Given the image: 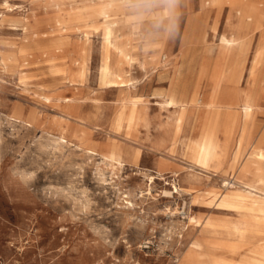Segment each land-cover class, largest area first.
<instances>
[{"label":"rangeland","instance_id":"rangeland-1","mask_svg":"<svg viewBox=\"0 0 264 264\" xmlns=\"http://www.w3.org/2000/svg\"><path fill=\"white\" fill-rule=\"evenodd\" d=\"M107 1L0 0V264H247L264 223L210 204L206 191L226 192L224 181L264 191L253 159L264 130V0H111L105 16ZM112 21L135 61L114 50L112 67L130 85L103 88L101 29ZM185 83L198 103L217 104L210 125V108L157 104L181 98ZM243 90L254 104L233 157ZM125 100L147 106L131 130L117 129ZM208 126L217 155L196 165L185 148ZM53 135L71 145L53 151ZM85 149H113L126 165L111 174L97 157L83 162ZM98 168L113 186L98 184ZM153 172L165 180L146 194ZM172 182L183 191L162 196Z\"/></svg>","mask_w":264,"mask_h":264},{"label":"bare ground","instance_id":"bare-ground-1","mask_svg":"<svg viewBox=\"0 0 264 264\" xmlns=\"http://www.w3.org/2000/svg\"><path fill=\"white\" fill-rule=\"evenodd\" d=\"M213 1H217V0H213ZM111 5H112L111 0L107 1L106 4L104 5L103 7L104 9L102 11L105 16H107V13H108L107 9L110 8ZM5 6L9 7L11 5L5 2ZM171 7H173V4L171 2L168 5H166V7L164 6V9H165L164 13L168 14ZM238 13L240 14V12ZM119 31H120L119 26L117 25V23L113 21L110 23H105L101 29L102 60L100 62V66L98 70V81H99V84L103 88L125 87L127 85H130L131 80L130 79L124 80L119 74V72L114 70L111 64L110 56L114 50H116L119 55L121 56L123 55L124 59H126V62H128L129 64L135 61L133 56L123 54L121 44L117 40V36H120ZM86 33H85L86 36L84 39L85 43L90 41L89 34H86ZM226 44L227 46L230 47L232 51L238 49L241 46L240 40H232L230 42H226ZM161 57L162 55H160V58ZM83 63H84V66L82 70L79 72V76L81 80H83V78L85 77L86 68H87L86 61ZM186 63L188 64V70H191L192 61H188V62L186 61ZM204 63L207 64L206 62ZM145 65L146 64L144 62L139 61V66L144 70H145ZM229 72H230V68L226 70L225 80H227ZM187 91H188V83H185L184 86L182 87L181 98L176 99L175 95H172V96L170 95L171 96L170 98L162 97V100L160 102H157V104L161 108H165V109L171 108V107H177V106H183V107L197 106L199 110L202 109L205 111V109L210 108L213 110L209 118V125H210L212 116L218 113L217 104L214 102H211L208 99V95L206 96L205 99L202 98L200 102L198 103L196 101V97H197L196 93H194L193 91V93L190 96H188ZM158 98L159 97H157V99ZM253 98L254 97L251 91L249 90L242 91L241 96H240V107H241L240 119L242 121L241 122L242 126H241V133L236 140V144H235L236 148L231 154V156L233 157L236 155V153L240 150L242 146V134H243L245 125L252 113V108L254 104ZM158 100H160V98ZM63 101L70 102L71 100L69 98H64ZM146 108H147L146 103H140L138 101L129 102L128 100H125L121 104L120 109L117 113V117H116L117 129H119L122 125H124V127L128 130L133 129L139 122L143 121L144 118H146L145 117L146 110H147ZM8 118L11 120L17 119V117H14L13 115H8ZM53 136L54 137H52V139L50 140V145L53 151H59L61 148L64 147V144L71 145V143H69L64 137L56 136V135H53ZM218 147H219L218 140L215 139V137L213 136V132L210 130V127L208 126V130L205 135L201 137L198 136V138L196 139H189L186 145L185 151H186V155L190 159L194 160L196 165L197 164L204 165L208 159H214L216 157ZM82 153L85 156V159H83V162L86 159L97 157L98 159L101 160L102 164L105 165L106 168L110 169L111 174H113L115 170H120L122 169L124 165H126L124 162L117 159L116 154L113 149L110 150L108 154L97 153L95 151L88 150V149L83 150ZM133 157L135 160L139 158L138 150L134 152ZM253 159H254V162H258V163L261 162L264 165V130L258 141L256 151L253 154ZM101 170L102 168H98L96 171L97 173L96 180L98 184H100L101 186L103 185L113 186L111 185L112 184L111 181L105 180V178L102 177ZM155 179L165 180V177L162 173H159V172L147 173V180L149 182V186L145 190L146 194L151 193L150 185L154 183ZM166 183L168 182L166 181ZM222 187L226 190V192L220 195H218L217 192L206 191V195L210 198L209 200L210 204L214 203L219 208H226V209L234 210L236 213L245 214L246 216H249L251 218H254L255 220H258L264 223V191H259L253 188L250 184H239L238 185V184H234V182H227V181L223 182ZM172 189L173 190L163 189L161 191L162 196L167 197V196H171L173 193H179L180 191H183V189L178 187L174 182H172ZM140 193H142V191H140ZM125 199L127 200V198ZM127 202L130 203L129 205L133 204L130 201H127ZM188 220L189 222H197V219H194L193 217H190ZM233 228L239 229L237 226H233ZM191 246L192 248H194V251H200L202 248V245H200L197 242L192 243ZM214 264H217V263H214ZM247 264H264V246L260 249V251L256 253V256L252 258L251 261H249Z\"/></svg>","mask_w":264,"mask_h":264},{"label":"crops","instance_id":"crops-1","mask_svg":"<svg viewBox=\"0 0 264 264\" xmlns=\"http://www.w3.org/2000/svg\"><path fill=\"white\" fill-rule=\"evenodd\" d=\"M189 71H191V70H189ZM185 73H186V71L184 72V75H183L182 77H184V76H185ZM182 77H181V79H182ZM139 123H140V122H139ZM139 123H138V124H139ZM138 124H137V125H138ZM137 125H136V126H137Z\"/></svg>","mask_w":264,"mask_h":264}]
</instances>
